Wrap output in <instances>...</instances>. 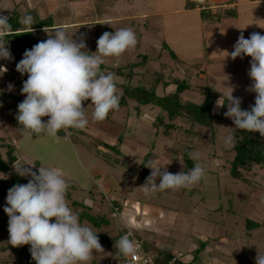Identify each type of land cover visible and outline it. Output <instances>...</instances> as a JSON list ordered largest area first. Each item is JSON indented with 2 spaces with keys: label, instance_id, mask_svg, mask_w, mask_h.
Returning <instances> with one entry per match:
<instances>
[{
  "label": "rangeland",
  "instance_id": "rangeland-1",
  "mask_svg": "<svg viewBox=\"0 0 264 264\" xmlns=\"http://www.w3.org/2000/svg\"><path fill=\"white\" fill-rule=\"evenodd\" d=\"M233 1H241L234 10V16L219 21L203 20L200 16L199 20L197 12L181 10L185 7L186 0H120L104 14L110 18L116 16L117 19L99 23L94 21L96 14L92 0H0V15L15 13L20 19L28 13L38 18L51 14L52 19L75 21L76 24L66 25L68 35H73L76 40L83 35L86 51L90 53L96 52V42L104 32L114 34L116 29L131 28L137 37L135 48L126 51L119 58H105L102 71L112 72V67L136 62L129 82L145 86L154 81V71H161L165 79L168 73L173 78L185 77L189 87L180 94V99L195 103L203 99L200 89L204 85H212L220 93L219 97L222 94L226 96L232 87L233 96L241 98V107L250 110L256 95L248 90L252 83L248 76L251 57L232 60L227 55L234 50L241 32L246 39L254 32L264 35V4H246V0ZM138 13H146L147 17H136ZM47 32L38 31L35 34L46 40L48 35L53 34V30ZM163 42L175 59L168 49L161 47ZM1 60L4 61L1 66L7 71L0 72V137L14 145L20 160L35 161L33 171L38 172L41 164L63 170L70 185L66 194L69 207L79 215L82 224L97 233L104 250L94 252V257L88 264L101 263L109 256L110 245L120 228L116 216L120 208L134 220L130 224V231L143 241L152 242L157 235L156 237L170 245L173 254H183L181 260L195 257L193 264H256L257 255L264 256V226H246L247 219L260 222L263 218L264 165H255L245 172L247 181L230 176L228 167L232 151L229 148L233 141L234 125L224 115L227 102L222 118L214 119L212 129L198 124L191 127L186 122L185 130L172 131L173 137L177 136L182 146L162 136L153 142V151L157 154L170 148L180 155L186 146H190L189 153L196 155L198 159L195 162L205 169L203 179L187 188L158 190L145 195L141 186L147 178L138 174L132 176L130 172H136L137 168L132 161L138 163L140 156L152 145L153 130L150 123L158 112L157 107L146 106L136 116L131 107L134 102L127 99V106L114 110L104 121H95L92 118L93 106L89 100L83 102L89 120L84 129H76L73 135L58 134L59 140L43 134L30 135L16 119L18 104L25 99L21 89L27 77L16 70V61H12V64L8 59ZM126 69L123 68L122 71ZM115 75L117 90L120 92L118 84L124 82V77ZM9 85L13 87L10 89ZM170 85L165 88V92L174 89V85ZM156 91H163L160 85ZM216 101L213 103L215 114L220 110L215 107ZM47 119L48 117L42 118L45 122ZM118 133L135 138L132 139L136 143L134 148H128L125 143L119 144ZM102 142L117 144L118 150H128L124 153L131 158L126 159L105 149ZM0 150L4 153L5 148L1 147ZM113 158H117V161ZM180 160L183 162L181 158ZM96 161L121 180L118 178V182L115 178L112 179L110 172H101ZM180 165L182 164L178 161L171 166L181 168L183 165ZM9 169L17 173L13 164L9 165ZM163 170L162 168L161 171ZM170 170L167 167V171L171 173ZM151 171L150 169L149 174ZM100 173L107 175L108 181L113 185L109 191L100 190L94 184L96 177L101 178ZM129 174L132 178L127 177ZM1 176L3 173L0 171ZM156 183H159V178ZM7 193H0V245L7 246L0 249V263L4 259H13L10 249L12 245L8 242L9 217L4 211ZM91 197L95 199L96 208L91 203ZM86 200L89 201L88 204H85ZM115 201L120 204H117L118 207L114 205ZM131 202L136 203L138 208L163 206L175 214L166 217L168 219L155 218L149 214L146 217L139 210L135 213ZM113 207L119 209L115 210ZM154 229H157L158 234L152 232ZM149 233L154 236L148 238ZM201 240H207L202 243V250H198L197 255L189 252L192 247H199Z\"/></svg>",
  "mask_w": 264,
  "mask_h": 264
},
{
  "label": "clouds",
  "instance_id": "clouds-1",
  "mask_svg": "<svg viewBox=\"0 0 264 264\" xmlns=\"http://www.w3.org/2000/svg\"><path fill=\"white\" fill-rule=\"evenodd\" d=\"M20 23L32 29L34 19L26 14L20 18ZM44 31L48 33L46 27ZM12 32L9 17L0 15V59L12 58L5 42V37ZM96 43V52L89 53L83 35L78 40L73 39L65 27L57 26L46 40L24 52L16 65L21 75L27 74L21 89L25 99L18 104L16 116L24 131L59 140L61 130L70 135L69 129L82 130L89 123L83 102L91 101L95 121H104L110 111L119 108L117 77L113 72L102 71L101 65L105 64V58H119L135 48L137 37L131 28H120L114 34L104 32ZM228 56L232 60L251 57L248 76L252 83L248 90L256 94L255 102L250 110H242L241 98L234 97V89L230 87L231 91L226 96L222 94L215 107L222 108L227 102L224 115L236 128L264 137V35L254 32L246 39L241 32ZM5 71L7 69L0 66V72ZM12 87L9 85L10 89ZM43 117H48L46 122ZM189 157L193 161L198 159L192 153ZM180 163L184 165L181 160ZM150 165L146 167L152 170L151 174L141 186L145 195L158 190L187 188L199 183L205 175L199 163H194L187 172L175 174L158 161ZM13 167L21 177H30L27 184L11 187L6 197L8 242L13 247L30 245L36 264H88L94 252L104 251L97 233L82 224L79 215L69 207L66 194L70 185L62 169L41 164L38 172L33 171L35 161L32 160H17ZM88 203L86 200L85 204ZM138 246L128 235L114 245L118 253L126 257L134 256ZM256 264H264V256L258 254Z\"/></svg>",
  "mask_w": 264,
  "mask_h": 264
},
{
  "label": "trees",
  "instance_id": "trees-1",
  "mask_svg": "<svg viewBox=\"0 0 264 264\" xmlns=\"http://www.w3.org/2000/svg\"><path fill=\"white\" fill-rule=\"evenodd\" d=\"M117 1L120 0H92L95 13L99 17L103 16ZM209 1L210 0H202V2H198V0H186L184 6L185 8L198 7L200 17L203 20L219 21L220 19L230 17L231 15L234 16V8L223 6V4L212 8L209 6ZM226 1L229 2V0ZM28 14L34 19L32 29H29L20 23L18 14L12 13L11 15H8L9 23L12 25L13 32L5 37V42H8L6 47L10 50L12 57L11 60L14 62L16 61L17 63L23 58V54L26 50L31 49L38 42L45 40L43 38H39L35 32H38L41 27H52L51 14L42 18H38L34 14ZM161 47L168 49L165 42H163ZM88 52L90 53V51ZM169 53L175 59L171 50H169ZM135 65L136 62H127L124 65L112 67L111 71H115V74H120L124 77V82L118 84L121 88V91L118 92L120 95L119 108L128 105L127 99H131L134 102V105L131 107L135 111L136 116H138L142 112V109L146 106L158 108V112L155 114L152 122L150 123L153 130V140L151 141L152 145L149 146L147 152L135 165L138 167L136 173L147 178L150 176V168L146 166H151L150 162L156 154L153 151V149H155L153 142H156V139L159 136L182 146L179 139L176 138L177 136L173 137L172 131L181 129L185 130L187 127L186 122L191 127L198 124L212 129L214 126V119L222 118L223 112L226 108V103L224 107L220 108L218 113L215 114L213 112V103L217 100L220 93L212 85L202 86L200 90L203 94V99L199 103H195L190 100L182 101L180 99V94L189 87L188 80L185 77L173 78L169 73L166 75L165 79L161 71H154V74L156 75L154 77V81H152L149 86L132 85L129 80L133 76L132 68ZM123 68L127 69L122 71ZM102 69L103 65H101V70ZM24 76L27 77V74H24ZM170 84L174 85V89L172 91L165 92V88L171 86ZM159 85L163 90L161 93H157L156 91ZM241 108L242 110H248L246 107ZM113 111L109 112L107 118L113 113ZM75 130L76 129H69L68 131L73 135ZM58 134L66 135L63 130L58 132ZM122 137L123 135L118 133L117 141L120 142ZM1 147H4L5 150L4 153L0 151V171L3 173V176L0 177V193H4L8 192V190L16 184H27L28 179L21 177L9 169V165L14 164L16 161L14 145L12 143L5 142L4 139L0 137V148ZM103 147L105 149L113 150L115 153L119 152L117 144L104 143ZM190 148V146H186L180 155H178L175 150L172 151V158L176 159L180 156L183 160L184 165L181 172H187L194 166V163H196L189 157ZM229 150L232 151V156L229 160L228 172L230 176L235 179L247 181L244 176L245 172L250 171L255 165H264V137H261L259 133L248 132L234 126L233 141ZM116 206L118 207V205ZM83 218L85 219L86 217L83 216ZM262 225L264 226V214L260 222L248 219L246 221V226L248 227H259ZM125 231L126 230H121L117 235H115L114 241L110 245V254L107 258L118 257V251L114 245L118 237ZM200 243L202 245V242ZM6 247L7 246L5 245H0V249H5ZM145 248L148 249L150 247L145 243ZM10 249L12 251L11 256L13 259H4L0 264H36L29 251L30 245H23L19 247L12 246ZM156 252V261L160 264L169 260L173 255L171 251L163 247L156 249ZM174 264H193V259L189 261L177 259Z\"/></svg>",
  "mask_w": 264,
  "mask_h": 264
},
{
  "label": "crops",
  "instance_id": "crops-1",
  "mask_svg": "<svg viewBox=\"0 0 264 264\" xmlns=\"http://www.w3.org/2000/svg\"><path fill=\"white\" fill-rule=\"evenodd\" d=\"M132 1V0H131ZM226 0H210L209 1V3L212 5L211 7L212 8H214V7H216V6H219V5H222L223 4V6H226V7H232V8H234V10H235V8H236V6H237V4L238 3H241V1H239V2H236V1H233V0H229V2H225ZM30 2V1H29ZM243 2V1H242ZM246 2V4H251V3H257V2H260V3H263L264 4V0H246L245 1ZM93 5V4H92ZM40 7H42V4H40L39 5ZM181 10H183V11H192V12H197V16H198V19L199 20H201L200 19V15H199V8L198 7H191V8H183V9H181ZM96 14V13H95ZM40 16H44V15H41L40 14ZM135 17V16H134ZM136 17H139V18H146L147 17V14L146 13H138V15L136 16ZM229 17H227V18H223V19H221V20H225V19H228ZM111 19H117V17L116 16H114V17H112V18H110V16L109 15H103V16H101V17H99V16H97V14L95 15V20L94 21H97L98 23L99 22H102V21H111ZM73 24H76V22L75 21H69V20H67V19H58V18H54V19H52V27H46V29H47V31H51V30H54L57 26H63V27H67V26H69V25H73ZM67 25V26H66ZM44 28L45 27H41V29L40 30H38L39 32H41V33H44L45 31H44ZM11 63H12V60L11 59H8ZM4 61H2L1 59H0V66L1 65H3L4 63H3ZM13 64V63H12ZM114 112V111H113ZM143 112V111H142ZM141 112V113H142ZM140 113V114H141ZM139 114V115H140ZM138 115V116H139ZM151 127V126H150ZM132 139H135V138H132V137H128V136H123L122 137V139H121V141H120V143L119 144H121V143H125V144H128V148H130V149H133L134 148V146H135V144L136 143H134V140H132ZM133 143H132V142ZM102 143H105V142H102ZM108 143V142H107ZM142 143V142H141ZM109 144V143H108ZM142 144H144V143H142ZM147 147V146H146ZM121 151H122V149L121 148H119ZM148 149H149V146H148ZM110 150V149H109ZM119 150V152L118 153H116L117 155H120V156H122V157H124V158H126V159H130L131 157H129L128 156V154L127 153H124V152H127L126 150H123L122 152ZM1 151V150H0ZM111 151H113V150H111ZM114 152V151H113ZM146 152H147V150H146ZM145 152V153H146ZM144 153V154H145ZM14 154H15V156H16V161L17 160H20L19 158H18V156H17V152H16V150L14 151ZM144 154H142L141 156H140V160H141V158L143 157V155ZM171 154H172V151L170 150V149H165V150H163V152H161L160 151V153L159 154H155V156L153 157V159L151 160V162H159L160 163V165L161 166H166V167H168L169 169H171L170 171H171V173H173V174H175V173H179V172H181V170H182V168H183V166L182 165H180V167L181 168H172V164L173 163H175V164H177L178 163V161H180V158L181 157H177L176 159L175 158H172L171 157ZM115 161H117V158H113ZM182 159V158H181ZM105 160V159H104ZM160 160V161H159ZM15 161V162H16ZM132 163H133V165H136L137 163L136 162H134V160L132 161ZM96 164H98L99 165V168H100V171L101 172H103V173H106V172H110V175H112L113 177H112V179H114L115 178V180H117L118 182H119V180H118V176L117 175H115L112 171H109V170H106L105 168V166L103 167V165L102 164H100L98 161H96ZM137 169H138V167L136 168V171H137ZM172 169H174V171H176L175 173H174V171L172 170ZM179 169V170H178ZM92 173H93V171H92ZM131 173V175L132 176H135V174H137L136 172H134V171H132V172H130ZM99 174H97V176H98ZM132 176H130V174H129V176L127 175V177H131L132 178ZM100 177L101 178H98V177H96V181H94V184H96V187L98 188V189H100V190H104V191H109L110 189H112L113 188V185L111 184V182H109L108 181V179L109 178H107V175H105V174H102V173H100ZM120 180H121V178H119ZM96 182V183H95ZM101 184H102V186H101ZM115 187V186H114ZM115 188H117V187H115ZM92 198V197H91ZM91 203H93L92 205H94L95 207L94 208H96L97 207V204H96V202H95V199H94V197L92 198V200H91ZM132 203V207H134L135 209H134V212L136 213V212H138V210L140 211V212H142V213H144V214H146V217L148 216V214L149 215H151L152 217L154 216L155 218H160V219H168V218H166V217H169V215H174L175 213L171 210V209H168V208H165V207H163V206H158V205H150V207H145V206H142V207H140V208H138V206H137V204L136 203H134V202H131ZM117 204H119L118 202H114V205H117ZM91 205V204H90ZM120 205V204H119ZM153 206V207H152ZM87 207V206H86ZM119 209V208H118ZM121 209V208H120ZM119 209V212H117V223H119V230H118V232H120L121 230H126V229H130L131 230V225L130 224H133V222H134V220H133V218L132 217H130L128 214H124V211H121ZM137 209V210H136ZM128 210V209H127ZM129 211V210H128ZM155 231H152V232H154V234H158V232H157V229H154ZM152 235L149 233L148 234V238L149 237H151ZM154 236V235H153ZM152 236V237H153ZM157 236V235H156ZM156 236H154V238L152 239V242H150V241H146V240H144V242L146 243V245H148L151 249H154V250H156V249H158V248H161V247H163V248H165V249H168L169 251H171V248H170V245L167 243V242H165L164 240H162V239H160L159 237H156ZM200 242H207V240H201V241H199V247H192L190 250H189V252H191V253H194V254H196L197 255V253H198V250L200 251V250H202V248H203V245H201V243ZM198 246V245H197ZM172 252V251H171ZM191 256V255H190ZM195 258V257H194ZM194 258L193 257H191L190 259L188 258V259H186V260H182V261H189V260H191V259H193L194 260Z\"/></svg>",
  "mask_w": 264,
  "mask_h": 264
},
{
  "label": "built area",
  "instance_id": "built-area-1",
  "mask_svg": "<svg viewBox=\"0 0 264 264\" xmlns=\"http://www.w3.org/2000/svg\"><path fill=\"white\" fill-rule=\"evenodd\" d=\"M209 6L211 7L212 5L210 4ZM113 208H115V210L118 209L117 207ZM124 235H128L132 241L139 245L136 249L134 256L130 255L126 257L118 253V257L106 258L98 264H160L156 261V250L151 248H145V242L143 241V239H141L137 234L133 233L129 229H126V231L118 237L117 241ZM182 255L183 254L181 252H177L173 254L169 260L165 261L162 264H174L177 259L181 260Z\"/></svg>",
  "mask_w": 264,
  "mask_h": 264
}]
</instances>
